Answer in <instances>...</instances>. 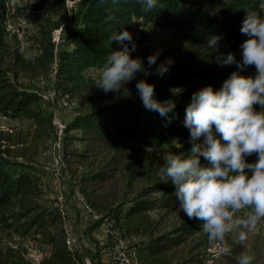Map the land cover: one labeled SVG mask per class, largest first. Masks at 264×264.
<instances>
[{"label":"trees","instance_id":"trees-1","mask_svg":"<svg viewBox=\"0 0 264 264\" xmlns=\"http://www.w3.org/2000/svg\"><path fill=\"white\" fill-rule=\"evenodd\" d=\"M43 5L54 6L57 16L39 14ZM31 6L32 29L25 41L32 53L27 55L16 36L14 42L6 38L11 37L7 9L0 0V113L32 123L15 132L0 130V264H85L83 252L66 242V214L47 195L45 172L35 161L42 141L55 135L41 92L21 80L38 77L51 83L55 94L75 103L74 115L65 122L63 157L89 218L97 215L89 229L107 222L134 237L131 248L138 264H201L202 257L193 251L205 242L193 236L202 222L185 214L170 219L179 201L172 183L159 178L163 159L151 150L129 153L122 143L189 140L185 108L200 88L183 89L186 85L199 80L215 91L234 71L255 76L254 66L238 70L235 64H217L216 57L231 52L238 62L242 59L240 45L248 39L240 31L242 21L249 11L264 17V0H158L149 12H143L137 0H77L71 8L66 0H39ZM63 26L54 40V30ZM148 26L172 30L186 41L187 50L171 48L149 67L147 57L152 54L144 46ZM123 30L136 44L130 55L142 61L144 72L136 73L120 91L105 93L95 87V73L111 51L123 48L116 41L109 44V38ZM212 37H219L215 47L209 46ZM132 42L124 43L131 48ZM167 59L172 63L158 75L155 68ZM215 67L218 71H213ZM139 80L154 86L158 102L175 103L167 117L144 108L136 88ZM254 107L260 110L259 105ZM256 159L255 154L246 158L249 163ZM27 244L41 251L37 261L27 257ZM181 244H187L186 256L174 258L178 252L174 247ZM232 250L244 251L238 244ZM250 254L255 257L252 264H264L259 250ZM90 258L94 261L93 255ZM223 264H236V257L226 256Z\"/></svg>","mask_w":264,"mask_h":264},{"label":"clouds","instance_id":"clouds-1","mask_svg":"<svg viewBox=\"0 0 264 264\" xmlns=\"http://www.w3.org/2000/svg\"><path fill=\"white\" fill-rule=\"evenodd\" d=\"M137 2L143 12L158 6V0ZM240 31L248 37L240 45L242 59L238 62L229 52L217 56L216 63L235 64L238 70L254 66L255 76L245 77L234 71L219 90L205 86L192 93L184 118L190 132V155L167 152L158 169L160 180L175 187L173 196L179 201L180 211L189 220L202 222V231L215 245L217 256L231 255L229 238L245 246L249 234L264 222V17L247 12ZM218 40L212 37L209 46L215 47ZM113 41L123 48L111 51L95 80V87L105 93L120 91L136 73L144 72L142 61L130 55L136 51L131 34L119 31L109 38V44ZM125 41L132 42L131 48ZM159 55L158 51L147 57L149 67L156 64ZM171 63L167 59L155 72L162 76ZM136 88L146 110L162 117L174 110V102L154 99L153 85L139 80ZM254 154L257 159L247 162L246 158ZM201 157L208 166L201 165ZM147 163L145 160L144 165ZM254 259L250 252L242 251L236 264H252Z\"/></svg>","mask_w":264,"mask_h":264},{"label":"rangeland","instance_id":"rangeland-1","mask_svg":"<svg viewBox=\"0 0 264 264\" xmlns=\"http://www.w3.org/2000/svg\"><path fill=\"white\" fill-rule=\"evenodd\" d=\"M77 0H66V4L68 8L73 7L74 2ZM39 0H18V5L16 6L15 10L12 12L11 15L8 17V24L17 25L21 24L22 22L28 21V14L33 12L32 6L33 4L38 3ZM39 14L43 13L47 16L55 18L57 16L56 9L54 6H46L43 5L40 8ZM66 26V25H65ZM65 26L63 29H56L53 32L54 40H58L59 36H61L62 31H64ZM22 29V26H19ZM149 37L147 44L144 45L146 49L151 53L154 54L156 52H168L171 48L177 52L187 50L185 45V40L181 39L172 30L168 29H161L155 28L153 26H148ZM8 36L6 37L8 41L14 42L15 36L17 35L15 32H11L10 29L6 28ZM31 31V30H30ZM30 31H26L23 29V34L26 38L29 37ZM14 36V37H13ZM23 52L27 55L32 53V50L29 45H27ZM145 54V53H144ZM143 54V55H144ZM211 66V65H209ZM218 67H215L213 71H218ZM98 74V73H95ZM42 77H38L34 80H26L21 79L25 84L28 85L31 89L38 90L41 93H47L48 91L52 90L51 83L45 82V84H40L39 81ZM189 85L193 86L194 88H203L206 86V83L203 81L195 80L191 84L186 85L183 89L190 90ZM66 101L70 102L72 100L67 99L64 97ZM74 102V101H73ZM76 102V101H75ZM43 104H46L48 110L53 114L55 113L62 121H68L75 113V109H69L63 102L62 97L58 96L57 94L53 99L50 100H43ZM32 126V123L22 117H11L6 116L0 113V130L4 132L10 131H17L19 129H28ZM65 131L60 138L56 135L55 137L48 139L46 141H42L39 147V153L36 158V162L38 165L42 167L45 172V177L49 178L50 180H55L57 185L56 188H50L47 183L49 181L44 182L46 186L47 195L53 201H57L58 204L61 205L65 214H66V226L69 231V234L72 238L75 239V243L80 246V250L83 252L85 257L89 259L90 264H93L90 256H94L95 264H101V260L105 259V261L109 264H119V259H110L108 255V249L110 247V238L106 231V224L102 223L98 225L94 229H89L91 224L96 219L93 216L89 218L86 209L84 208V204L82 201L81 196L72 188V181H70V174L68 173V167L66 166V162L63 157V138H64ZM125 149L129 153H140L145 150H151L155 152L156 156L159 159H163V155L167 152H173L175 154L184 153L185 155H190V153H186L191 149V144L189 140L184 141H172V143H164L161 140H153V141H144V142H137L136 140H127L126 142L122 143ZM200 162H206L203 157L200 158ZM71 167H75L73 164ZM184 213L179 209V203L175 206L170 219L171 220H178L180 219ZM202 237V240L205 242L203 246L196 248L193 253L195 256L202 257L201 264H223L225 263L226 256H217L215 251V245L211 244L206 234L202 231V228L197 231L196 235L193 236L194 239H198ZM191 241V238H190ZM228 244L231 246L234 245L232 240L228 239ZM185 244L184 246H186ZM182 244L178 247H174L176 249L175 257L178 255L186 256L185 250L183 251ZM93 248V249H92ZM103 249V250H102ZM254 249L259 250L260 254L264 255V222H261L257 226L255 232L249 234V238L246 242V245L243 246L244 251L252 252ZM126 254V253H125ZM239 254L235 253L233 250L230 257H237ZM129 258V255H127ZM133 258V257H132ZM131 260H134V258ZM129 260L131 263L132 261ZM135 261V260H134Z\"/></svg>","mask_w":264,"mask_h":264},{"label":"built area","instance_id":"built-area-1","mask_svg":"<svg viewBox=\"0 0 264 264\" xmlns=\"http://www.w3.org/2000/svg\"><path fill=\"white\" fill-rule=\"evenodd\" d=\"M17 2H18V0H5V5H6V9H7V22H6L7 25H6V28L7 29L9 28L12 33L15 32V34L17 35L19 47L21 49H24L26 46V41H25V36L23 34V29H25L26 31H30L32 29L31 22L25 21V22H22L21 24H17V25L8 24V17L15 10L16 6L18 5ZM19 26H22V29H20ZM39 83L44 85L45 80L41 79L39 81ZM55 95L56 94H55L54 90L52 89V90L48 91L47 93H41V98H42V100H50V99H53L55 97ZM62 102L69 109H72L75 105V103L73 101L68 102V101H66V99L64 97H62ZM51 123L54 127V134L58 138H60L62 136L64 128H65V122L62 121V119H60L55 113H53L52 117H51ZM55 135H54V137H55ZM43 188L46 190L45 183H44ZM55 203L58 204L57 201ZM60 207H61V205H60ZM61 211H62V213H64L63 208ZM93 217L96 218L97 215L94 214ZM104 223L106 224V231H107V234L110 238V247L108 249V252H109L108 255L110 256V259L118 258L119 264H138L136 261L131 260V258L133 257L131 245L134 242L135 238L130 236V235H123L116 228L111 227L109 223H107V222H104ZM66 242L70 247H74L75 249H80V246L75 243V239L72 238L70 236V234H68V236L66 238ZM26 251H27V254H26L27 257H29L32 261H37L41 256V251L38 248L31 246L30 244L26 245ZM127 255H129V258L132 261V263L130 261H128L129 258H127ZM84 262H85V264H90L89 259H87L86 257H84ZM107 264H109V263H107Z\"/></svg>","mask_w":264,"mask_h":264},{"label":"crops","instance_id":"crops-1","mask_svg":"<svg viewBox=\"0 0 264 264\" xmlns=\"http://www.w3.org/2000/svg\"><path fill=\"white\" fill-rule=\"evenodd\" d=\"M43 180H44V182H46V183H47V181L50 182V183H47V184L50 186L51 189L57 187V185H56V183H55V180H53V179L50 180L48 177L46 178L45 176H44ZM92 249H93V248H92ZM92 262H93V264H95L94 261H92ZM89 263H90V261H89ZM100 263H101V264H107V262L105 261V259H102Z\"/></svg>","mask_w":264,"mask_h":264}]
</instances>
